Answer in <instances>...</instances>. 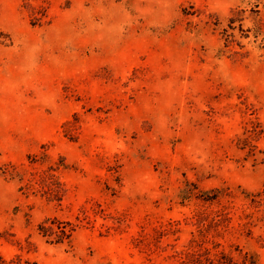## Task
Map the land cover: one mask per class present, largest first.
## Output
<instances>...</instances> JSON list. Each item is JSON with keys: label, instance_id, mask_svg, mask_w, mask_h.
<instances>
[{"label": "rangeland", "instance_id": "374dc122", "mask_svg": "<svg viewBox=\"0 0 264 264\" xmlns=\"http://www.w3.org/2000/svg\"><path fill=\"white\" fill-rule=\"evenodd\" d=\"M0 264H264V0H0Z\"/></svg>", "mask_w": 264, "mask_h": 264}]
</instances>
